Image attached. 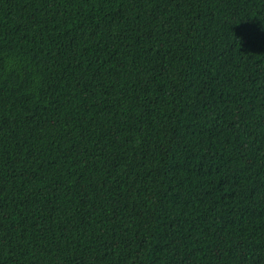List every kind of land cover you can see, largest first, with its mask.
<instances>
[{
    "label": "trees",
    "instance_id": "1",
    "mask_svg": "<svg viewBox=\"0 0 264 264\" xmlns=\"http://www.w3.org/2000/svg\"><path fill=\"white\" fill-rule=\"evenodd\" d=\"M0 264H264V0H0Z\"/></svg>",
    "mask_w": 264,
    "mask_h": 264
},
{
    "label": "bare ground",
    "instance_id": "2",
    "mask_svg": "<svg viewBox=\"0 0 264 264\" xmlns=\"http://www.w3.org/2000/svg\"><path fill=\"white\" fill-rule=\"evenodd\" d=\"M235 34V33H234ZM233 37V36H232ZM246 55V54H245Z\"/></svg>",
    "mask_w": 264,
    "mask_h": 264
}]
</instances>
